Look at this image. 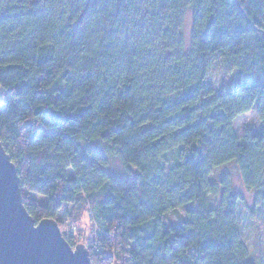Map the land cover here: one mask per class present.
Returning a JSON list of instances; mask_svg holds the SVG:
<instances>
[{
	"label": "clouds",
	"instance_id": "9594fccd",
	"mask_svg": "<svg viewBox=\"0 0 264 264\" xmlns=\"http://www.w3.org/2000/svg\"><path fill=\"white\" fill-rule=\"evenodd\" d=\"M36 7L43 10V16L38 14L35 19L20 25L19 36L0 42V60L20 62L29 69L28 87L20 96L13 94L7 110L0 113V142L13 153L21 174L26 175L35 187H40L35 181L42 179L40 169L45 165L48 166L44 173L46 176L54 177L56 172L71 166L72 172L80 177L69 181L64 174L61 180L54 181L58 195H53L51 184L45 187L50 196V212L62 217L66 228H84V236L89 233L94 235L95 230L102 226L115 230L114 224H103L97 205L105 191L113 190L118 198L127 193L124 202L131 201L137 206V212H143L139 208L141 201L146 207H152V212H143L147 223L145 231L138 234L142 238L153 231L151 217H159L160 210L165 207L181 204L187 192L194 198V204L201 206L202 212V218L194 217L193 228L197 234L191 243L194 250L203 240L212 238L223 247L220 258L226 264H243L249 257L248 264H264V200L254 203L251 192L253 185L259 189L264 182V142L257 145L247 131L248 127L259 126L264 120L253 113L246 120L232 124L226 122L223 136L219 133L211 137L203 135L199 141L203 163L195 166V161L191 165L184 162L189 155L187 151L178 154L170 143L162 142V147L157 150L150 148L147 138L137 135L142 131L139 125L133 128L126 119L131 116L132 121H138L141 114L158 107L165 94L171 95L174 88L181 91L187 87L189 82L185 76L191 77V83L213 80L220 87L216 71L222 72L223 69L216 60H212L207 75L200 76V53L194 42L183 46L197 51L179 63V67L173 66L175 61L165 60L166 46L158 33L165 22L172 28L182 13L185 17L189 15L182 0L175 4L151 6V10L163 11L159 13V23L151 29L150 50L138 41L131 44L119 39L107 44L102 42L98 34L104 24L103 16L89 19L92 8L86 0L83 4L76 0H39ZM139 7L144 9L147 5ZM9 8V0H0V10ZM78 11L84 13L78 28L64 27L70 25V17ZM229 19L233 24L243 23L235 15ZM4 32L7 33L8 29L5 28ZM259 32L264 34V24L260 25ZM250 39V36L246 37L245 43ZM20 41L22 43H18ZM40 41L48 46L42 49L31 47ZM168 47L181 46L172 39ZM44 54L52 58L51 62L43 70L36 69V58ZM49 71L54 78L52 83H56V78L63 77L60 82L66 91L70 90V98L59 97V93L49 97L44 87L38 84L40 76H44L45 83H48ZM64 73L67 75L64 76ZM13 83H19V77L13 75L11 79L0 81V91L7 92ZM128 86L131 87L129 96L119 98V92ZM260 96L264 98V94L260 93ZM57 97V110L63 113L70 114L81 104L90 105L87 119L71 126H58L35 115L38 108L49 105L50 98ZM224 107L229 112L234 111L227 100ZM118 109L126 114L125 117L120 116ZM97 121L102 122L99 130L94 127ZM110 121L124 125L125 130L119 136L100 141L98 147L105 159L87 153V158L82 161L81 146L93 138L100 140V131L115 127ZM37 129L52 135L48 139L35 138ZM65 136H71L72 142H67ZM244 144L253 151L241 153L239 147ZM232 157H236L229 166L232 175L221 183L220 170H214L212 166ZM130 165L135 167V172L130 170ZM104 169H118L127 183L121 186L106 180L102 174ZM209 176L215 179L214 187L208 186ZM174 184L179 187L170 194L168 190ZM236 189L245 193L244 200L233 201L231 193ZM53 197L59 202L51 199ZM65 204L69 206L65 208ZM179 213L156 219V232L159 233L169 220H178L180 215H184L182 208ZM84 217H91L90 223L82 222ZM177 239L182 237H172L173 241ZM150 243L152 247L148 248L141 239L131 255L116 248L119 259L114 264H171V252L156 248L161 241L154 239ZM120 246L125 250L129 247L127 237L120 241Z\"/></svg>",
	"mask_w": 264,
	"mask_h": 264
},
{
	"label": "trees",
	"instance_id": "16d2710c",
	"mask_svg": "<svg viewBox=\"0 0 264 264\" xmlns=\"http://www.w3.org/2000/svg\"><path fill=\"white\" fill-rule=\"evenodd\" d=\"M76 2L83 4L85 0H76ZM86 2L92 8L89 19L103 16L104 24L100 27L98 34L102 42L107 44L108 41L119 39L125 44H131L138 41L141 46L150 50L151 29L159 23V13L163 11V9L151 10V6L175 4L180 3L181 0H86ZM38 3L39 0H9L10 8L0 10V42L19 36L20 25L25 24L29 19H35L38 14L43 16V10L36 7ZM182 3L189 13L187 17L190 20V33L186 39L183 28L187 17L183 13L180 18L176 19L172 28L165 22L158 33L163 37L162 43L166 46L165 60L175 61L173 66L179 67V63L197 51L195 48H184L183 46L186 43L194 42L200 53L201 77L207 75L208 68L214 59L223 69L222 73L230 74L234 81L228 84L229 86L217 89L207 80L191 83V77L185 76V80L189 82L187 87L181 91L174 88L171 95L165 94L159 106L141 114L138 121H132L131 116H127L126 119L131 122L133 128L137 124L139 125L142 131L137 135L146 137L149 142L148 146L153 150L162 147V142L163 144L170 143L178 154L183 151L189 153L184 158L186 164L191 165L195 161V166H199L203 163V153L200 151L199 143L203 135L211 137L219 133L223 136L226 122L232 124L236 117L245 115L254 108H256L258 117L264 120V115H262L264 113V98L260 96V93L264 94V71L261 70L264 69V34L259 32L260 25L264 24V0H182ZM140 5H147V7L141 9ZM102 9L103 12H101ZM232 15L238 17L243 23L233 24L229 19ZM83 17L84 13L78 11L76 15L70 17V25L64 27L76 30ZM5 28L8 29L7 33L4 32ZM249 36L251 39L245 43V38ZM172 39L176 45L181 47H168L169 41ZM18 43H22V41ZM47 46L44 41H40L31 47L42 49ZM257 58H259V63H257ZM51 59L47 54L40 55L35 60V68L43 70L51 62ZM13 75L19 77V83H13L7 92L2 93L0 113L7 110L13 99V94L15 96L23 94L24 89L28 87L27 77L29 75V69L22 63L0 60V81L11 79ZM47 75L48 83H45L44 76H40L37 82L49 93V97H52L54 93H59V97L70 98V90L66 91L64 84L60 82L63 77L56 78V83H52L54 78L51 71ZM63 75L66 76L67 73ZM13 90H15L14 93ZM130 93L131 87L128 86L118 95L119 98H125ZM59 97L50 98L49 105L38 108L35 115L42 116L45 120L58 126H71L87 119L90 114V105L81 104L70 114L63 113L56 107ZM226 100L231 103L234 111L229 112L224 107ZM117 111L120 112L121 117H125V113L119 109ZM103 112L104 108L101 106V113ZM110 123H114L115 127L100 131V140L93 138L89 143L81 146L80 159L82 161L87 158V153H94L102 160L105 159L103 151L98 147L100 141L119 136L125 130V126L116 121H110ZM94 127L99 130L102 127V122L97 121ZM51 135L52 133L43 132L42 129H37L34 133V137L39 139H48ZM249 135L257 145L264 142V123L261 124L258 134ZM65 140L71 143L72 137L65 136ZM0 143L2 144V142ZM2 147L16 167L21 190L29 196L36 194L46 198L44 203H40L32 195L30 197L22 196V203L28 215L32 216L36 223L42 219H53L57 224H60L59 216L52 214L49 210L50 196L44 189L51 184L53 195H58L55 192L54 181L61 180L64 174L67 175L69 181H75L80 177L73 172L69 174V170H72L71 166L64 167L62 172H56L54 177L46 176L44 173L48 166L45 165L40 169L42 179L35 181V184H39L40 187H35L26 175L21 174L13 153L7 146L2 144ZM239 151L244 153L251 152L253 149L246 144L239 147ZM235 159L236 157H232L229 160H223L218 165H213L212 168L215 170L225 167ZM129 167L131 171L135 172L134 166L130 165ZM102 174L106 180L113 184L122 186L127 183L123 174H114L109 169H104ZM228 177L227 173L220 176L221 183ZM215 183V179L209 176L208 186L214 187ZM178 187L179 185L174 184L168 190L169 193L175 192ZM251 190L256 195V201L264 200V182L261 183L259 189L253 185ZM221 195H223V190ZM231 196L233 201L240 200V197L234 192L231 193ZM126 197L127 193L118 198L113 190L103 192L102 199L97 205L100 210V218L104 225L114 224L115 230L103 226L97 229L96 241L88 242L86 245L90 250L91 264H114L119 259L116 248L119 247L121 252L131 255L135 251L134 246L140 245L141 239L148 248L152 247L150 243L152 240L159 239L161 243L156 245V248L157 250L165 248L171 252V264H226V261L220 258L224 249L217 240L205 239L195 250L191 246L197 235L193 228L194 217L202 218V212L201 206L195 205L194 198L187 192L184 193V200L181 204L165 207L160 210L159 217H151L154 225L153 231L148 232L142 238L138 234L145 231L147 223L143 218V212H152V207H146L145 202L141 201L139 208L143 212H137L135 210L137 206L132 205L131 201L124 202ZM51 199H57L59 202L58 198ZM67 205L65 204V206ZM180 208L185 209L184 215L174 223L168 221L157 233L156 219L166 218L168 213L175 212ZM173 236L182 237V239L173 241ZM125 237H127L129 245L126 250L120 246V241ZM67 241L70 246L74 245L72 239H67ZM250 259V257L247 258L243 264H248Z\"/></svg>",
	"mask_w": 264,
	"mask_h": 264
},
{
	"label": "water",
	"instance_id": "95a60500",
	"mask_svg": "<svg viewBox=\"0 0 264 264\" xmlns=\"http://www.w3.org/2000/svg\"><path fill=\"white\" fill-rule=\"evenodd\" d=\"M22 202L18 172L0 143V264H91L87 248L72 250L55 220L36 223Z\"/></svg>",
	"mask_w": 264,
	"mask_h": 264
},
{
	"label": "rangeland",
	"instance_id": "374dc122",
	"mask_svg": "<svg viewBox=\"0 0 264 264\" xmlns=\"http://www.w3.org/2000/svg\"><path fill=\"white\" fill-rule=\"evenodd\" d=\"M183 31H184V36L185 38L187 39L188 36H189V33H190V20H189V17L186 18V22L184 24V28H183ZM216 78L220 81V87H217L216 84L213 82V80H207L209 82V84L215 86V88L217 89H220L222 88L223 86H229L228 84L232 83L234 81V78H232V76L230 74L226 75L225 73H222L221 71H216ZM3 91H0V104H1V100L3 98V95H2ZM253 113H255L257 115V112H256V108L252 109L251 111H249L247 114L245 115H240L238 117H236V120L233 122H237L238 120H246L249 116H252ZM258 116V115H257ZM260 118V117H259ZM243 127V125H242ZM261 130V124L259 126H256V125H252L250 127L247 128V131H248V134H258L259 131ZM243 143V142H241ZM246 145V144H244ZM94 145L92 144V147ZM230 164H228L227 166L225 167H220L218 168L220 170V176L224 175V174H229V176L232 175V172L230 171V168H229ZM112 173L114 174H119V175H122V173L119 172L118 169H109ZM72 173V170H69V174ZM234 194H236L238 197H240V200H244L245 199V193L240 190V189H236L235 191H233ZM251 192L254 194V191L251 190ZM21 194L22 196H26L28 197L29 195H27L25 193V191L21 190ZM33 198H35L36 200H38V202L40 203H44L46 198L44 196H41V195H36V194H31ZM30 195V196H31ZM29 196V197H30ZM254 203L257 202L256 201V195H253L252 197ZM69 205L65 206V208H67ZM179 210L178 209L177 211H173V212H170L167 214L166 217L170 216V215H173V214H177L179 215ZM185 209H183V213H184ZM183 216V215H180V217ZM59 218L61 219L60 221V224H57V226L59 227V230H60V234L62 237L65 238V240L67 241V239H72L74 245L73 246H70V248H72V250H75V246L77 245H83L85 248L88 249V247L86 246L89 243H93L96 241V238H97V235H96V232H97V229L95 230V234L93 235L92 233H89L88 236H84L83 235V232L85 231L84 228H81V227H77L75 229H72V228H66L65 225H64V221H63V218L59 216ZM90 220H91V217H84L82 218V222H85V223H90ZM178 220H169L170 223H174ZM68 243V241H67ZM88 252L90 254V250L88 249Z\"/></svg>",
	"mask_w": 264,
	"mask_h": 264
}]
</instances>
